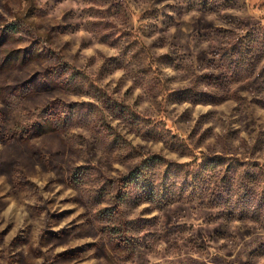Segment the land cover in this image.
<instances>
[{
    "label": "rangeland",
    "instance_id": "374dc122",
    "mask_svg": "<svg viewBox=\"0 0 264 264\" xmlns=\"http://www.w3.org/2000/svg\"><path fill=\"white\" fill-rule=\"evenodd\" d=\"M141 4L145 7L140 8ZM245 7L246 0H0V100L14 96L19 105L48 113L47 122L35 129L43 137V147L36 149L40 159L51 161L49 169L57 171L45 191H54L52 185L57 183L77 189L86 174H99V186L89 189L86 198L59 201L85 209L60 231H53V226L77 211L51 210L62 192L46 202L49 207L31 206L34 211L47 212L40 246L31 247L32 226L20 230L8 244L7 258L0 253L5 264H32L40 257L49 264L44 247L54 249L76 240L86 242L66 247L51 264H206V260L194 257H208L214 247L223 251L227 243L220 244L221 240L242 241L252 231L249 222L264 221V215L257 211L264 209V196L256 191L257 185L264 183V166L254 159L264 152V123L259 122L264 117L249 119L252 106L264 110V38L256 34L255 25L234 14ZM258 7L264 8V0ZM134 8L139 10L140 20L149 23L132 25ZM191 11H197L199 18L184 21L183 16ZM171 28L176 32L170 34ZM80 32L85 35H78ZM153 36L156 39L152 40ZM205 44L207 48L202 47ZM165 47L167 52L158 53ZM112 49L116 55L110 54ZM165 68L181 75L169 77ZM119 70L125 72L124 77H115ZM245 91L255 93L251 100L240 95ZM67 95L88 99L68 103L61 99ZM185 103L192 108L179 112ZM197 105L209 110L196 113ZM64 107L69 116L62 115ZM116 121L119 124L114 127ZM237 124L239 128L234 127ZM73 126L103 130L102 154L90 149L102 155L95 164L73 167L74 153L65 151L61 139ZM241 131L253 141L241 140L240 145L244 155L253 159L228 154ZM129 136L144 143L134 144ZM206 145L208 151H201L202 162L197 165L200 158L196 151ZM166 153L192 155L194 159L192 165H180L169 161ZM33 160L36 157L22 149L0 155V176L10 189L0 197V203L9 195L19 196L35 187L32 181L12 179L15 164L27 168ZM115 163L129 165L127 175L119 180L109 178L104 171L115 170ZM225 164L228 167H223ZM162 165L167 168L162 173L164 191H159L154 178ZM186 169L203 189L200 196L187 188L180 195L169 193L167 178ZM41 170L46 171L43 165ZM220 170L223 176H219ZM204 171L212 173L211 182L219 180V190H214L207 202L202 198L207 191ZM235 180L242 181L246 189L242 202L234 203L223 194ZM112 201L117 203L99 208L101 203ZM142 202L153 207L135 219H124ZM171 204L177 207L171 209ZM155 209L165 213V224L161 225L158 217L144 219ZM194 216L210 227L180 223ZM236 220L241 226L234 229ZM8 231L10 228L0 232V244ZM161 243L166 246L163 250ZM253 244L249 254L264 256V242ZM25 247L28 256L23 255ZM173 253H183L185 259H168ZM210 259L211 264L222 262L219 256Z\"/></svg>",
    "mask_w": 264,
    "mask_h": 264
},
{
    "label": "clouds",
    "instance_id": "9594fccd",
    "mask_svg": "<svg viewBox=\"0 0 264 264\" xmlns=\"http://www.w3.org/2000/svg\"><path fill=\"white\" fill-rule=\"evenodd\" d=\"M168 3H172L173 0H167ZM261 3V0H246V7L240 11L234 13L236 16L241 18V21L245 23H249L255 25V32L261 38H264V8H259L258 5ZM255 6V7H254ZM145 7V5L141 4L140 8ZM57 13H54L56 15ZM199 13L197 11H191L183 16V20L186 22H193L194 19L199 18ZM214 16H210L209 19H214ZM130 23L136 27H139L140 24H147L148 21L140 20L139 10L134 8L133 14L131 17ZM185 31H190L189 28H185ZM176 29H169V33H175ZM245 33L242 31L241 35ZM20 35V34H17ZM78 35H85V33L80 32ZM65 39H69V37H65ZM152 40L156 39L155 36L151 37ZM151 40H147L146 43H150ZM23 45H21L22 47ZM98 48H103V45H97ZM202 47L207 48L208 45L205 44ZM167 47L159 49L158 53L167 52ZM111 55H116V50L112 49L110 51ZM219 59V56L216 57ZM262 65H264V60L261 61ZM164 72L169 77H177L181 75L172 70V68H165ZM125 72L123 70H119L115 72V77L120 78L124 77ZM111 79V77L109 78ZM129 85H131L132 81H128ZM247 83V81H244ZM174 87L177 85H173ZM238 87V86H237ZM137 93L141 92L140 88L136 89ZM241 96L246 97L248 100L252 99V96L255 93L250 94L249 92H241ZM61 99L66 100L68 103L72 101L84 100L88 99L87 97L77 96V95H67L61 96ZM95 103V101H93ZM234 106V105H233ZM173 107H176L173 105ZM210 107V106H209ZM192 105L185 103L180 106L178 111L182 112L184 109H191ZM208 107H204L202 105L196 106V113H204L207 112ZM249 112L252 113V116H249V119L253 118V116L264 117V110L255 109V106L249 108ZM194 113V115L196 114ZM63 116H69V109L67 107L63 108L62 111ZM49 119L48 113L41 111L38 108H33L29 110L26 107L19 105L14 96H8L4 100H0V155L5 153H10L18 149H22L24 152H29L33 156L36 157V160H33L27 168H31L32 171L28 172L27 168L17 163L14 165V175L12 177L13 182L16 180H28L32 181L35 184L34 188H31L28 193L21 194L19 196L9 195L7 196L2 203H0V232H4L5 229L10 228L7 235L4 237L3 244H0V253H3L4 257L8 256V244L9 242L17 236V234L22 229H28L31 227V247L37 248L40 246V236L42 233V229L46 223V211H36L33 210L31 206L41 205L44 207H49L46 202L49 201L52 197L56 196V193L62 192V195L57 197V204L54 206H50L52 211H56L59 208L60 211H64L66 209H77V211L72 215L61 221L58 225H54L53 231H60L64 229L67 225H69L70 221L74 220L77 216H80L81 213L85 211L83 207H78L76 203H65L63 205L59 204V201L64 200L66 197H85L87 196V192L89 189L98 187L97 177L98 173L91 172L86 174L83 177L82 184L79 188L74 189L73 187H66L64 183L53 184L52 187L55 189L54 191H45L46 185L49 183V179L56 178L57 171H53L49 169V164L51 161L40 159V153L36 151L43 147V137L38 136L35 132L36 127L44 125ZM111 122V121H110ZM260 123H264V120L259 121ZM119 121L113 123V126H117ZM234 127L239 128L240 125L237 124ZM220 129L217 128V132ZM103 130L96 129L95 131L91 128L85 129L78 126L68 127L65 132H63L61 139L66 145L65 151H71L74 155L71 157L72 160L75 161L73 167L84 166L87 167L89 163L95 164L96 160L101 159L102 155H97L95 152L90 151L91 148L98 149L102 154L103 152ZM128 139L132 141L134 144H142L144 141H141L139 138L134 136H129ZM241 140H247L249 144L253 141L249 139L246 132H240V139L232 142L231 150L228 151V154H235L240 156L242 160L253 159L247 155H244V148L241 147ZM213 143L212 141L209 144ZM201 151H208V146L206 145L204 149H199L196 151L197 165L202 162V157L200 156ZM211 154V153H210ZM216 154H220L217 150ZM166 157L169 161H174L180 165H192V161L194 157L192 155H179L176 153H166ZM254 159L259 160L260 164L264 166V152L259 153ZM37 160L39 162H37ZM139 161H136L138 163ZM43 165L46 171L41 170V166ZM113 171H105V174L112 179L119 180L122 175H127L129 165L115 163L112 165ZM196 166H193V170H195ZM223 167H228L225 164ZM167 168V165L159 166V173L154 178V183L157 186L159 191H164L165 185V177L162 175L164 169ZM189 172L188 169L183 173H173L167 178V187L169 193H175L176 195H180L184 192V189L187 188L189 192H192L194 195L200 196L203 192V189L198 187L196 182L193 181V175L187 174ZM203 176L207 183L205 187L207 191L203 195V200L207 202V199L210 195L214 194V190L217 189V184L219 180L217 179L215 183L211 182L209 178L212 176V173L208 171L203 172ZM219 176H223V171H219ZM100 183L103 181L100 180ZM230 187L224 190L223 194L229 197L234 203L242 202V198L246 196V189L243 185L242 181L235 180L230 181ZM192 185V187H189ZM0 197H5V193L10 191L8 183L6 182L3 176H0ZM220 189H224V186L221 185ZM257 194L258 196H264V183L257 185ZM187 193H185L186 195ZM42 197V199H41ZM117 202L112 201L109 203H101L99 208H108L112 207L113 204ZM200 203L199 200L196 201L198 205ZM187 206V205H186ZM121 208H124V205H120ZM153 206L150 203H139L134 210L131 211L130 214H125L124 219L132 220L141 215L144 209L152 208ZM171 209H175L177 207L176 204H171L169 206ZM239 211V208L237 209ZM259 214L264 215V209L257 210ZM154 217H158L160 220V224H165V213L160 211L159 209L152 210L145 214L144 219L151 220ZM180 223H188L190 225H195L196 228L201 227H210V225H205L203 223V219L200 217H195L193 219H189L187 221L180 220ZM264 223V221H261ZM261 223H248V227L252 229L250 234L244 235L242 241L238 242H226L221 240L220 244L227 243V247L223 251H217V248L214 247L210 250L209 256H200L196 255L194 258L197 260H206V264H211L210 257L219 256L222 258V262H218V264H264V256L254 257L249 254L248 249L254 246L253 242H264V227L261 226ZM116 227V224L112 225ZM241 226V222L239 220L233 221V228ZM144 233H140L143 235ZM190 234V233H189ZM91 239V237H89ZM99 239V237H97ZM85 240H76L73 241L71 245H65L63 247H55L52 248L51 245L44 247L42 251L46 254V257L49 259V264H51V259H54L58 253L65 251L66 247L75 246L77 244L85 243ZM160 249L163 250L166 246L161 243L159 245ZM218 247V246H217ZM51 249V251H50ZM17 251H21L17 249ZM12 255H16L15 252ZM23 255L28 256V249L25 247L23 249ZM151 259V257H150ZM170 260H178L185 259L183 253H173L168 257ZM45 257H40L34 259L32 264H44ZM0 264H5L4 259H0ZM90 264H95V261H91Z\"/></svg>",
    "mask_w": 264,
    "mask_h": 264
},
{
    "label": "trees",
    "instance_id": "16d2710c",
    "mask_svg": "<svg viewBox=\"0 0 264 264\" xmlns=\"http://www.w3.org/2000/svg\"><path fill=\"white\" fill-rule=\"evenodd\" d=\"M153 190H151V192H152ZM152 194V193H151Z\"/></svg>",
    "mask_w": 264,
    "mask_h": 264
}]
</instances>
